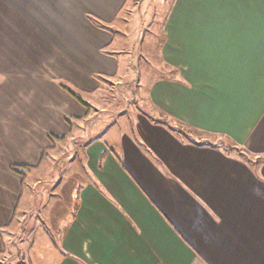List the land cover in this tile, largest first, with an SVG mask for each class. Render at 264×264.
Returning <instances> with one entry per match:
<instances>
[{
    "label": "crops",
    "instance_id": "0c3cea01",
    "mask_svg": "<svg viewBox=\"0 0 264 264\" xmlns=\"http://www.w3.org/2000/svg\"><path fill=\"white\" fill-rule=\"evenodd\" d=\"M141 1L0 0V231L27 218L12 167L37 166L114 84L145 109L81 147L85 179L36 264H264V0L169 1L164 75L136 92L112 47Z\"/></svg>",
    "mask_w": 264,
    "mask_h": 264
},
{
    "label": "rangeland",
    "instance_id": "374dc122",
    "mask_svg": "<svg viewBox=\"0 0 264 264\" xmlns=\"http://www.w3.org/2000/svg\"><path fill=\"white\" fill-rule=\"evenodd\" d=\"M169 1L172 0H142V10L137 11L129 23L130 35L125 40L126 42L117 36L115 45L112 47V50L120 46L126 47L124 51L129 57L128 60L130 59V66L132 70L138 72H136L138 79L134 77L136 82L133 86V90L136 92L139 90L138 83L144 84L150 78L155 79L164 75L165 71L161 67L162 62L158 51L163 39L162 27L168 12L166 8L168 10L170 7ZM151 2L154 4L153 6L152 4L149 6ZM141 30L140 35L139 31ZM139 35L140 37H138ZM123 64L124 62L120 58L121 70ZM134 71H132V75H134ZM113 85H106L110 96L101 98L97 103L93 101L92 96L90 99H86V96L85 102L90 104V107L87 106L88 113L93 115L91 121L86 124L82 123L80 131L74 132L61 141L54 142L53 148L43 152L37 166L32 167V170L26 169L23 201L19 211L24 210V216L27 218L23 221L18 220L21 215L19 213L18 219L9 230L0 231L5 239L0 264H36L40 259L48 256L53 242L52 237L55 235V225L60 217H63L69 204L64 202L63 197L69 194L76 176L80 181L85 179L83 165L80 161L81 147L90 137L96 138L113 126L127 125L132 122L133 112L129 109L144 111L145 104L139 105V102H142L140 98L139 101L136 100L138 105L126 104L123 101H120L121 104H119V97L116 94L124 90L114 88L116 85ZM115 95L116 98H114ZM102 108L105 112L101 111ZM121 113L123 115H120ZM194 136L196 137V135ZM197 136L204 137L201 134ZM209 140L211 143L224 141L210 137ZM225 148L231 149L228 146Z\"/></svg>",
    "mask_w": 264,
    "mask_h": 264
},
{
    "label": "trees",
    "instance_id": "16d2710c",
    "mask_svg": "<svg viewBox=\"0 0 264 264\" xmlns=\"http://www.w3.org/2000/svg\"><path fill=\"white\" fill-rule=\"evenodd\" d=\"M79 100V99H78ZM80 101V100H79ZM81 102V101H80ZM83 104V103H82ZM86 107H87V105L86 104H84ZM68 123H70L69 121H68ZM180 132H182L183 134H185V136H189L190 135V138L192 139V138H194L193 140L194 141H196V140H209V137L207 138V137H199V136H197L199 133H196L195 131H190L189 133H186L182 128L179 130ZM194 135H196V137L194 136ZM198 138V139H197ZM55 138H53V137H50V141H51V143H52V148H53V145H54V142H55ZM211 143V142H210ZM45 152V151H44ZM260 161H264V158H260ZM30 168H32V167H28V166H22V167H12V171L13 172H15V173H17V174H19L21 177H22V179H23V181H25V176H26V169L27 170H30Z\"/></svg>",
    "mask_w": 264,
    "mask_h": 264
}]
</instances>
